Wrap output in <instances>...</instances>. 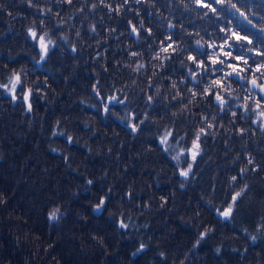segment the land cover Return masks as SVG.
<instances>
[{
  "label": "trees",
  "instance_id": "16d2710c",
  "mask_svg": "<svg viewBox=\"0 0 264 264\" xmlns=\"http://www.w3.org/2000/svg\"><path fill=\"white\" fill-rule=\"evenodd\" d=\"M32 3L29 7L28 0H0V83L14 70H23L25 91L32 89L27 102L19 91L13 100L0 89V264H264V117L258 116L264 107L247 116L243 107H235L247 95L239 82L231 85L233 95L240 97L232 102L235 117L231 111L219 112L212 97H201L216 77L207 73L199 86L192 83L189 68L197 79L202 70L187 55H196L198 49L164 60L162 68L153 59L160 39L181 32V24L184 40L194 45L202 38L209 54L218 49L208 44L222 43L221 27L241 35L251 31L256 36V30L239 13L228 20H216L211 13L205 17L207 9L194 0H143L126 5L130 10L121 15L109 13L100 0ZM91 3L97 4L94 11ZM105 3L116 7L121 0ZM244 3L247 9L239 3L237 7L247 11L258 29L264 23L259 20L264 0ZM141 19L155 38L151 51L143 30L140 41L127 34V21L138 27ZM169 22L174 29L167 28ZM29 28L38 35L48 33L56 45L49 46L42 62ZM173 39L184 46L175 35ZM133 51L141 55L132 56ZM138 64L145 67L133 71ZM189 88L198 95L185 110ZM177 91L180 98L174 100ZM112 96L124 103H111L105 112ZM249 105L255 107L251 101ZM214 115V127L207 129ZM130 124L137 125L135 132ZM200 127L213 135L201 137L202 154L185 180L179 172L192 163L191 155L186 160L181 156L179 165L172 157L191 147ZM241 129H246L243 135ZM167 130L174 139L169 138L166 152L159 140ZM245 167L249 170L241 178ZM232 176H237L235 182H230ZM245 184L248 189L231 217L218 215ZM102 198L104 208L94 212ZM57 209L60 219L50 221L49 214ZM121 221L129 226L120 228ZM207 229L211 231L200 239Z\"/></svg>",
  "mask_w": 264,
  "mask_h": 264
},
{
  "label": "snow or ice",
  "instance_id": "6c2138e0",
  "mask_svg": "<svg viewBox=\"0 0 264 264\" xmlns=\"http://www.w3.org/2000/svg\"><path fill=\"white\" fill-rule=\"evenodd\" d=\"M60 2H63V0H60ZM68 4H72L73 0H66ZM86 2H90V0H86ZM143 0H121V3L117 5L116 7H113L110 3H105V0H100V5L104 8H107L109 13L115 12L117 15H121L122 13H126L130 9L126 8V5L129 3L132 4H141ZM194 3L197 7L205 8L207 11L203 13L205 17L209 16V13L213 14L216 20H228V17H235L237 13H239V17H242L246 22L248 26H251L252 29H255L257 32L256 36H253V33L251 31H246L244 35H241L239 31H234L230 27H221L219 29L220 32L224 33V36L221 37L222 43L217 45L215 42L210 43L207 45V48L209 49H218L217 51L212 52L211 54L208 53V51L205 49V45L201 43V39H195V44H190L187 40H184V30H183V24H181L182 31L179 33L173 32L167 36H164L163 39H160L159 42V50L155 53L153 56V59L160 60L161 63L159 65H156V67H164V60H173L174 57H176L178 54L184 53L188 51L189 49L195 48L198 49V52L196 55H193L189 53L187 55V60L190 61L192 64L195 65L196 69H201V79H197V73L194 72L191 68H189V76L191 77V81L193 84L199 86L202 81L204 74L210 73L213 77L211 79L207 86L202 89V91L199 93L201 97H212V101L218 106L219 112H227L231 111L232 116H236V112L232 110L233 108V101H239V96H234L233 92L231 90V85L233 82H239L240 89L246 91L247 95L243 97L244 103L241 104H235V107H243L244 114L247 116L249 111L256 112L258 109H261L264 107V61H257L256 57H264V23H262V26H260L257 29V25L253 23V19L250 18L247 11H241V7L247 9L248 4L244 3V0H236L234 3L233 0H194ZM241 4V7H237V4ZM29 7H33L32 0H28ZM215 5H218L219 7H216ZM185 8H188L189 6L186 4L184 5ZM264 7V6H262ZM97 8V4L91 3V10H95ZM39 12L44 13V9H38ZM79 11H83V8L79 9ZM47 12H51V9H47ZM141 12L140 9H137L135 11L136 16H140ZM149 15L151 13L149 12ZM258 13L254 12L252 13V16H257ZM259 20L261 22H264V16H259ZM41 23H43L41 21ZM128 25L130 26V31L127 33L128 35L135 34L137 41H140L141 39V30H143L145 33H147L146 36L143 37L144 40L148 41V48L149 51H151L152 44L155 43V38L153 37V33L151 28H145L144 20L139 21V25L137 27L136 24H133L131 20L127 21ZM231 23V21H229ZM168 29H174L175 25H173L171 22L167 24ZM94 34L96 33V28L93 25L90 29ZM112 32L115 31V29L111 30ZM28 33L30 34L33 41H36L40 46V58L39 62H42L46 59L49 53V46L56 47L55 43L51 39L48 33H43L41 35H38L37 31L33 28L28 29ZM111 34V33H110ZM80 33L77 32V36H79ZM123 35V33H121ZM176 36L179 40L183 41L184 46L181 47L179 44H177L176 40L173 39V36ZM188 36H192V33H187ZM199 32L195 33V36L199 37ZM253 36L252 39L249 37ZM65 39L66 38H62ZM255 40V43H254ZM248 45H252L251 47H248ZM73 52L76 51V48L73 47ZM235 51V55H234ZM164 54L163 57H161V54ZM250 54V55H249ZM132 56L141 55V53H137L135 51L131 52ZM199 57H205L206 59H202ZM207 60V62H206ZM237 61L238 63H229L228 61ZM251 61V64L249 63ZM180 64L182 67H186L184 60H180ZM253 65L255 67L253 68ZM145 67L144 64H138L133 71H140V69H143ZM22 71H13L6 83H0V89H3L5 92H7L9 95H11V98L13 100L17 99V91L21 93V97L25 102H27L30 99V96L32 95V89L28 88L27 91H25L24 83L22 80ZM217 73H220L218 77L216 76ZM245 73H250L249 75H245ZM256 73H259V76L256 75ZM156 73L153 72V76H155ZM185 80H181L180 83H185ZM227 82V83H226ZM250 85V87H248ZM171 87L173 89L177 88V84L175 81H172ZM213 89H217V91H213ZM95 90V89H94ZM258 90V91H257ZM160 89H156L157 95H159ZM188 92L191 93V99L188 100V103L184 105V109H188V105L193 104L198 93L194 91L192 88L188 89ZM223 93H227V97ZM97 95H99V92H97ZM180 98V93L177 91L176 95L173 96V99ZM103 99V98H102ZM153 100L152 96H148V101L151 102ZM249 101H251L252 104L255 105L254 108L250 109ZM111 103H119L123 104L124 100L119 99L116 96H112L108 98V104L104 105V111H109V104ZM32 110L31 103H28V111ZM175 115V113L173 114ZM259 117H264V111L258 112ZM147 117H145L146 119ZM243 118V117H242ZM202 121H208L207 116H203ZM216 120V116L214 115L212 117L211 121L207 122L206 128L211 129L214 127V124L212 121ZM140 123H143V121H140ZM234 123V121H233ZM253 123H256V121H253ZM133 132L137 130V125L130 124L129 125ZM205 127H200L198 131L194 133V139L191 141V147L184 148L180 150V153L176 156H173L172 158L178 162H180L181 156L185 157V160L187 159V154L191 155L192 163L187 164V168L184 170H181L179 172V175L183 177L185 180L189 178V175L193 171V164L196 162L197 157L202 154V147H201V137H206L208 135H213V133L206 130ZM260 130L261 133L264 134V123L260 124ZM246 129L240 130V135H243ZM56 135V133H53ZM60 135H63V133H59ZM169 138L174 139V133L171 130H167L164 132L163 136H161L159 143L161 145H165L164 151H169L168 142ZM180 139H184V137H180ZM68 141L72 142V137H68ZM176 143H179V141H175ZM247 164L251 165L253 164V160L249 158L247 160ZM249 169L247 167L242 168L240 170L241 178L243 177V174L246 173ZM256 170V169H253ZM237 180V176H232L230 178V182H235ZM89 184L92 183L91 180L88 181ZM183 187V183L180 185ZM248 189V185L245 184L243 188L240 189V191L235 192L234 195L230 197L231 203L227 206V208L223 211H219L218 215L222 216L225 219H229L232 215L233 208L237 204L238 200L243 197V195L246 193ZM131 195V194H129ZM0 202H3L0 200ZM105 206V199L102 198L99 203L94 207V212H100ZM60 219L59 209L51 212L49 214V220L50 221H57ZM129 225L124 223L123 221L120 222L119 227L126 229ZM208 231H211V229H207L205 233H203L200 237V239H203L204 236L207 234ZM253 240H255V237H253ZM200 240H197V244H199ZM144 248V245L142 244L140 246V249L138 251L142 250ZM135 255V253H133Z\"/></svg>",
  "mask_w": 264,
  "mask_h": 264
}]
</instances>
